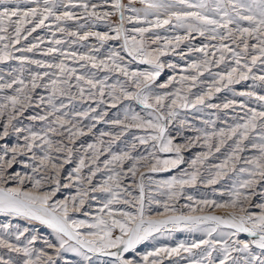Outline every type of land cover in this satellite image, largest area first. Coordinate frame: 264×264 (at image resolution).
Masks as SVG:
<instances>
[{"label": "rangeland", "instance_id": "obj_1", "mask_svg": "<svg viewBox=\"0 0 264 264\" xmlns=\"http://www.w3.org/2000/svg\"><path fill=\"white\" fill-rule=\"evenodd\" d=\"M120 2L125 6L122 9L124 13L122 27L127 30V34H134L130 31L134 27H148L147 24L129 20V17L134 15L129 10L130 7L144 8L141 0H131V2L130 0H120ZM191 2L197 3L199 0H191ZM206 2L209 3L210 7L215 6L214 0H206ZM64 3L68 4L69 0H64ZM82 3L89 5L87 11L79 6ZM114 3L115 0H71V4L76 5L75 7L57 10L58 12L69 10L75 14L76 18L61 22L59 25L68 31L60 32L57 24L50 18L45 21L46 27L37 28L31 35H28L27 32L22 33L20 43L10 49L13 57L25 56L28 58L27 60L21 62L19 59L14 58L0 61V84L22 80L24 85H27L25 91L30 95L28 106L21 109L20 105H17L15 113L9 106L0 115V137H2L0 138V168L5 172V176H15L19 173L25 179L24 187L29 190L31 189V181L27 177L31 176L37 179L44 177L42 191L49 192L57 187L56 181L59 180V190L52 196L50 203L70 200L74 196L79 199L81 194L86 193L83 196L85 203L81 210L70 212V216L73 219L85 220L89 223L93 222L96 215L101 214L99 210L103 207L104 202L110 198L108 193L99 191L100 185L107 180L109 175H114L116 172L120 173V188L114 189L119 194L118 199L121 201L129 200L131 203L128 205L122 202L113 204L112 208L136 213L139 208V185L143 183L144 216L146 220H160L171 215L181 214L216 215L224 218H228L229 214H235L237 217L245 213L259 214L261 209L257 205L264 203V179H261L258 175L255 177L256 182L251 188L240 189L241 192L247 195V200L242 196L240 203L235 208L231 206L202 205L197 204V201L214 200L217 203L229 201L232 199L230 193L238 186V182L249 179L248 174L241 173L240 169L250 168L251 166L246 164L245 161L259 155L258 147L254 148L253 144L259 145L262 142L258 135L261 129L258 127L255 131H250L248 139L240 141V149L242 150L236 149L239 136H232L230 130L237 124H243L246 121L249 109L264 111V101L257 99L259 96H264V81L259 79V77L264 76V63L261 62L264 58L259 59L253 66L251 56L259 55L258 52H253L250 47L248 53L245 54L242 43H239V41L233 43L232 39L224 40L223 43L241 53V64L247 63L251 67L250 72L246 68L242 69L247 73L248 79L222 87L219 92H216L213 88L212 95L210 97L205 96L204 105L197 104L193 107L191 102L195 100L196 95L206 93L209 86L212 85L213 76L210 73H222L229 67L236 66L232 53L225 52V62L219 66L209 65V71H204L203 75L199 76L195 86L191 87L189 91L191 82H185L182 85L179 83L180 78L185 75L196 74L190 68V65L194 61L203 59L201 52L190 51V49L200 48L207 44L210 46L208 51L211 54L215 51L211 45L218 46L221 43L219 37L213 40L210 38L212 35L210 33L201 36L193 32L189 39L180 43L179 47L169 46L165 48V37L173 39L176 35L183 36L186 34L185 30L168 25L163 28L152 29L146 33V46L150 49L159 48L165 52L164 55L160 56V63L163 64V68L160 75L151 83L148 92L152 97H155L165 93L175 94L176 90L180 89L181 96L187 95L189 101V107L187 108L179 107L180 102L178 101V105L173 107L176 115L165 121L167 125L165 135L172 140L173 147H180V152H161L159 151L158 142L147 139L150 134H154L150 130L125 127V125L131 123L130 120H125L126 114L130 116L133 113H138L144 119H151L149 112L153 111L145 108L136 99H125L120 94V84H123L129 92L135 93L138 91L128 77L122 75L119 71H110L103 67L93 68L91 62L80 59V56L95 57L97 63L103 60L111 65L108 56L111 51H117L123 57L120 63L126 66L130 72L153 70L152 65L142 64L139 60H132L128 56L127 52L123 50L122 37L104 42H101L96 36H88L86 40L79 38L87 32L107 33L109 36H115L116 33L113 29L120 27L121 24L120 12L113 7ZM233 3H235V0H233ZM92 5L96 7L93 8ZM3 6L5 5H0V8ZM6 6H19L21 9H25L34 5L25 3V0H17L15 4ZM223 7L234 15L233 5L229 4L228 0H223ZM93 11L101 18L97 19L95 16H90L89 13ZM105 13H111V15L105 16ZM208 14L219 19L223 13L216 15L209 12ZM161 18H164L163 13ZM149 19L154 20V17L150 16ZM240 24L243 27L248 26L246 21H241ZM80 25H83V27H80ZM27 27L31 28L32 25ZM229 27L235 29L236 25L232 24ZM219 31L223 33L225 30L220 29ZM69 32H78V35L71 36L68 34ZM157 34L161 39L157 43H153L152 41ZM234 35L236 34L234 33ZM24 36L27 38L24 39ZM57 40L61 43L56 44L55 41ZM248 43L252 45L257 41L254 38H248ZM174 44L175 40L173 39ZM32 45H36L32 52L16 51V49H24ZM50 48H56L59 51L49 53ZM219 55L220 53L216 52V55L214 57L210 56V58L217 60ZM32 61H41L44 64L53 65L63 61L69 69H75V76L95 72V78L104 81V95L101 97L97 89H90L88 85L81 81V86L85 89L84 95L81 96L79 88L76 86L77 81L73 76L69 81L71 84L70 89L67 85H59L66 90L65 95L58 94L54 100V103L60 108L59 112H56L54 116L48 115L52 111L51 106L47 103L48 97L51 95V80H63L65 77L60 76L59 70L55 67L40 66ZM45 72L48 73L47 76L43 75ZM37 73L42 77L36 81L40 86L32 89V78ZM105 76H107L106 80H104ZM170 79H172L171 83H169ZM24 85L14 83L11 88H0V104L5 103L4 97L17 95L16 89L22 88ZM112 85H116L114 95L120 96L119 100H114L112 96L108 95L109 91L112 90L110 87ZM161 85L167 86L161 87ZM89 92L93 95L89 96ZM241 93H254V95H241ZM41 98H43V103H41ZM172 98H175L174 95L166 98L165 105L171 104ZM231 101L235 103H231L229 107L224 106ZM149 103L155 105V100L150 99ZM61 105H64V107H60ZM208 105H214V107H208ZM160 111L167 116L169 109L164 107ZM65 113L67 115H64ZM77 113H87V116L77 115ZM10 115H14L11 122H9ZM46 115L48 116L47 120L31 119L33 116ZM55 116H60L66 122L70 121V123H66L64 128H61L59 124H51L50 122L55 119ZM93 117H97V119H93ZM117 120L123 121V123H114ZM5 125L8 126L6 136L3 135ZM73 125H76V127L73 128ZM50 127L55 128L56 131H49ZM76 128L81 129L84 134L69 139L70 132L68 129L75 132ZM17 129L20 131H17ZM221 130L224 132L222 136L220 135ZM32 133L38 134L35 140L32 139ZM101 133H108V135L102 136ZM141 138H145L147 142L141 143ZM45 141H51V147ZM29 144L32 145L31 149L28 148ZM89 144H96L100 149L101 154L98 159L93 157L94 149L88 148ZM217 147H219V151L216 150ZM13 148L17 150L15 153L12 151ZM57 149L62 150L58 151ZM69 149H71V153H69ZM234 150H236L239 159L234 157L229 160L228 157L233 154ZM125 152L137 159L140 157L146 158L139 160L135 176L128 172V168L134 162L133 160L125 161L123 169L114 164L109 165L107 168L104 165V161L110 159L112 153L121 154ZM46 155L50 159L45 160L44 165H42L41 160ZM13 157L15 158L13 159ZM197 157H200V160L193 165L192 162L197 160ZM81 158L85 161V167L77 172L76 169L79 167ZM178 158H180V163L175 167L163 169L162 166H158L162 170L155 172L150 170L156 159L175 160ZM226 160L227 166L219 169L217 166L224 164ZM9 162H11L10 166ZM53 164L56 165L55 168L52 167ZM34 168L37 170L33 171ZM194 171L198 172L197 182L194 185H185L182 189H176L180 194L174 200H169L168 189L164 182L171 180L173 177L187 179ZM217 171L222 173L217 177L218 182L208 184L207 180L215 175ZM93 172H95V175H92ZM89 179L91 183H89ZM6 186L15 187L17 182L9 181ZM93 189H96V191H93ZM188 197H192V199L189 200ZM164 203H168L170 207H173L175 212H165ZM189 205L198 210L193 212ZM241 207L244 209L243 212ZM85 212L88 215H85ZM4 225H8V228L5 229ZM81 231H85V229H81ZM221 231L230 232L232 230L222 226L209 238L201 231H189L184 229L183 226L180 229H175L172 225H168L166 228L154 232L147 240L136 245L132 251L124 253L122 248L120 250L111 249V251H120L123 259H133L137 264H141V258L157 248L176 247L180 243L190 246L202 239L222 240L224 238L219 235ZM20 233H23V235L17 240L16 236ZM119 234V230H115L114 235ZM33 236L36 237L34 241H32ZM0 239L7 240L9 244L20 249L30 248L33 252L31 257L33 260H35L36 255L43 251L52 256L56 264H85L82 258L74 252L61 250L57 254L56 249L59 247V242L56 234L39 222L24 217L0 213ZM257 239L258 236L239 233L228 240V243L232 245L234 240L249 243L252 255L264 259V250L252 243ZM30 241L32 242L30 243ZM48 243L53 244L55 247L49 248ZM221 247V244L216 245L217 249ZM205 248L206 246H202L199 249H193L191 253L181 251L180 255L167 256L161 254L156 259L161 261L162 264H197V262L199 264H209V261H211V264H219V260L222 258L221 252L213 251L212 256L207 257L204 255ZM88 255L91 256V261L88 264H119L116 257L110 255L92 253ZM231 256L238 261V264H244L245 259H250L248 253L237 251H232ZM26 259H29V257H25L23 251L17 252L8 247L0 246V261H8L10 264H24ZM150 259L152 258L150 257ZM229 264H231V261H229Z\"/></svg>", "mask_w": 264, "mask_h": 264}, {"label": "snow or ice", "instance_id": "obj_2", "mask_svg": "<svg viewBox=\"0 0 264 264\" xmlns=\"http://www.w3.org/2000/svg\"><path fill=\"white\" fill-rule=\"evenodd\" d=\"M17 0H0V5H5L0 8V61H7L9 59H19L21 62L27 60L25 56L13 57L10 49L14 48L16 44H19L22 39V33L27 32L28 35H31L32 32L36 31L37 28L46 27L45 21H48L50 18L54 23L57 24L58 30L60 32L68 31L64 27H60V23L68 20H72L75 17V14L72 11L65 10L63 12H58L60 8L68 9L69 7H75L76 5L71 4L69 0L68 4L64 3V0H25V3L34 5L33 7H27L21 9L19 6L8 7V4H15ZM131 2V0H130ZM141 3L144 4L143 9H138L135 7H130L129 10L134 13L132 17H129L130 21H135L136 23L147 24L148 27H134L130 31L134 33L132 35L127 34V30L123 29L122 25L124 23V13L122 9L125 7L122 5L120 0H115L113 7L120 12V27L113 29L115 31V36H109L107 33L99 32H87L84 35L80 36L81 40H86L88 36H96L101 42L107 41L109 39H120L123 38V50L127 52L128 56L132 60H139L142 64H148L153 66L152 71H133L130 72L129 69L122 65L120 61L123 60V57L120 56V53L117 51H111L108 60L111 61L109 65L106 61L96 62L95 57H86L80 56L81 60H88L91 62L93 68L103 67L110 71H119L122 75L128 77L132 84L138 89L137 92H129L123 84H120V94L125 99H136L139 103L144 105L147 109H152L153 111L149 112L151 119H144L138 113H133L130 116L125 115V120H130L131 123L125 125V127H136L141 129L150 130L151 133L147 139L158 142L159 151L161 152H180V147H173V142L165 134L167 132V125L165 123L169 117H174L176 112L173 110L174 106L178 105L179 107L187 108L189 107L188 96H181L180 89H177L175 94L165 93L164 95H156L152 97L148 90L152 82L160 75V71L163 68V64L160 63V56L164 55L165 52L159 48L150 49L146 46L145 34L150 32L152 29L163 28L168 25H172L176 28L184 29L186 34L176 35L173 39L175 44L173 45V39L167 37L164 38V47L168 48L169 46L179 47L180 43L191 37L193 32L198 33L201 36H204L205 33L212 34L211 39H217L219 37L221 43L217 45H211L215 49L211 54L209 53V45L205 44L200 48H191L190 51H198L203 54V59L199 61H194L190 68L195 71L196 74L185 75L180 78L179 83L184 84L185 82H191L189 84V91L191 87H194L199 76L203 75L204 71H209V65L215 64L219 66L221 63L225 62V52H231L233 58L235 59V67H229L226 71L222 73H210L213 76L212 85L209 86L208 91L204 94L196 95L195 100L191 102V106L195 105H204L205 96L210 97L212 95L213 88L216 92L221 91L222 87H227L233 83H239L241 80L248 79V75L242 69L246 68L249 72L251 67L245 63L241 64V53L237 52L235 49L229 47L228 44L223 43L224 40L232 39L233 43L243 44L244 53H248L249 48L251 47L253 52H258L259 55L251 56V64L254 66L257 61L261 58H264V0H228L229 4L233 5L232 11L234 15L231 14L228 10L223 7V0H214V7H210L209 3L206 0H199L197 3L191 2V0H141ZM85 11L89 8L87 3H82L79 5ZM95 8V5H92ZM194 9V10H193ZM212 12L216 15H220V18L217 19L213 15L208 13ZM142 13V15H141ZM163 13L164 18H161ZM247 13V14H243ZM90 16H95L97 19L101 17L97 16L95 11L89 13ZM105 16L111 15V13H105ZM153 16L154 20H150L149 17ZM246 21L247 27L241 26L240 22ZM175 22V23H173ZM235 24L236 28H230L229 25ZM28 25H32L31 28H28ZM83 27V25H80ZM224 29L225 31L221 33L219 30ZM234 33L236 35H234ZM71 36H77L78 32H69ZM24 39L27 37L24 36ZM248 38H254L257 43L249 45ZM161 37L157 34L153 43L160 41ZM56 44H60L61 41H55ZM239 46V44H238ZM36 45L24 49H16V51H25L32 52ZM49 53H54L59 51L56 48H50ZM216 52H219V59L213 60L210 58L216 55ZM75 55V53H73ZM40 66L45 67H55L59 70V75L65 77L63 80L53 79L51 80V95L48 97L47 103L51 106L52 111L48 115H55L56 112H59L60 108L54 103L56 96L59 94L61 96L66 94V90L59 85H67L70 89L71 84L69 81L75 76V69H69L63 61L59 64H44L41 61H32ZM264 63V60H261ZM83 66V65H82ZM47 76L48 73L43 74ZM96 73L92 72L87 75L75 76L77 81V87L79 88L81 96L84 95L85 89L81 86V81L84 84L88 85L90 89H97L100 96L104 95V81L97 80ZM39 73L35 74L32 78V89L39 87L36 83L37 80L41 79ZM107 79V76L104 77V80ZM260 80L264 81V76L259 77ZM172 82L170 79L169 83ZM19 83L24 85L22 80H13L9 84H0V88H11L12 84ZM119 84V81L117 82ZM99 86V87H98ZM167 85H161V87H166ZM47 87V86H45ZM111 91L108 95L112 96L114 100H119L120 96L114 95L116 90V85H112ZM27 85H24L22 88L16 89L17 95L6 96L4 97L5 103L0 104V115L3 114V110L7 109L9 106L13 110V113L17 111V105H20V108L28 106L30 102V95L25 91ZM93 95L89 92V96ZM170 95H174L175 98L171 99V104L165 105L164 101ZM241 95L252 96L254 93H241ZM23 97V98H21ZM150 99L155 100V105L149 103ZM257 99L264 101V96H259ZM43 98H41V103H43ZM231 103L225 104V107H229ZM115 106V105H113ZM60 107H64L61 105ZM167 107L169 109L167 116H165L160 109ZM208 107H214V105H208ZM155 113V114H154ZM64 115H67L66 113ZM77 115L87 116V113H77ZM11 119H14V115H10L9 122ZM31 119H41L47 120L48 116H33ZM97 119V117H93ZM51 124H59L61 128L65 127L66 123L70 121H65L60 116H55ZM114 123L122 124L123 121L117 120ZM73 128L76 125L72 126ZM260 128L261 131L258 133L260 140L262 141L259 145L253 144L254 148L259 149V155L253 156L252 159L245 161L246 164H249L250 168H241V173H247L249 179L238 182V186L230 193L232 199L224 203H217L212 200H201L197 201V204L202 205H215L216 207H233L235 208L238 203L241 201V197L247 200V195L240 191V189H248L253 186L256 182L255 177L258 175L261 179H264V111H256L255 109H249V114L247 119L243 124H237L232 128L231 135L239 136V140L236 144L237 150L240 149V141L248 139L249 132L255 131L257 128ZM17 131H20L17 129ZM49 131H56L55 128L50 127ZM70 132L69 139H72L75 136L83 135L81 129L76 128L75 132H72L71 129H68ZM8 134V126H4L3 135ZM101 135H108V133H101ZM220 135H224L223 130H221ZM37 133H32V139L37 138ZM2 138V137H0ZM27 139V138H26ZM49 147H51V141H45ZM141 143H146L145 138H141ZM223 143V141H221ZM32 145L29 144L28 148L31 149ZM88 148L94 149L93 157L98 159L100 149L96 144H89ZM61 151L62 149H57ZM107 151V149H105ZM219 151V147L216 149ZM15 153L17 150L12 149ZM71 153V149H69ZM239 159V156L236 155V150L233 151V154L228 157L229 160ZM15 157H13L14 159ZM50 159L47 155L44 159L41 160V164L44 165V161ZM146 159L145 157L134 158L128 153L121 154H111L110 159L104 161V165L107 168L109 165H116L123 169L124 162L127 160H133L131 167L128 168L133 176L137 172V164L139 160ZM200 160V157H197V160H194L192 163L195 165ZM180 163V158L175 160H159L156 159L155 163L151 165L150 170L155 172L162 170L158 166H162L163 169H168L169 167H175ZM11 162H9L10 166ZM227 166V160L224 164L217 166L219 169H223ZM53 168L56 167L55 164L52 165ZM85 167V161L81 158L79 162V167L76 169L77 172L81 168ZM37 169H33L36 171ZM221 171H217L215 175L211 176L208 180V184L217 183V177L221 175ZM95 175V172L92 173ZM120 173L116 172L114 175H109L107 180L104 181L99 187V191L103 193H108L110 198L104 202L103 207L99 210L101 214L96 215L93 219V222L89 223L85 220H76L70 216V212H79L83 207L85 201L83 196L86 193L81 194L80 198L71 197L70 200H62L57 202H51L52 196L56 194V191L59 190V180L56 181L57 187L49 191H42L43 184L42 181L44 177L39 179L35 177H27L31 181V189H26L24 187L25 179L17 173L15 176H5V172L0 168V213H4L11 216L24 217L33 221L39 222L41 225L46 226L51 229L52 232L56 234V238L59 242V247L56 249L57 254L61 250L74 252L79 255L85 264L91 261L92 254H103L116 257L119 264H137L133 259H123L120 255V251L113 252L111 249L122 248V252L127 253L135 249L136 245L147 240L154 232L160 231L162 228H166L168 225H172L175 229H180L183 226L184 229L189 231H201L207 237L211 238L214 232H217V229H220L222 226L228 229H231L230 232L221 231L219 235L224 238L222 240H213V239H202L198 243L194 242L190 246H186L184 243L178 244L176 247H161L157 248L155 251L148 252L141 258V264H162L159 261L158 257L161 254L167 256L180 255L181 251L191 253L193 249H199L202 246H206L205 253L207 257L212 256L213 251H219L222 254V258L219 260V264H238V261L231 256L232 251L248 253L250 259H245L244 264H264V259H261L258 256L252 255L250 250L249 243L241 242L239 240L232 241V245H229L228 240L232 237L237 236L239 233H248L251 236H258V239L253 241L258 248L264 250V203L257 205L261 209L259 214L255 213H245L237 217L235 214H229L228 218H224L216 215H171L165 219L153 220L145 219L144 216V203H143V183L139 185L140 188V197H139V208L136 213L131 211H125L122 209H113V204L123 203L128 205L131 203L129 200L121 201L118 199V192L114 189L120 188L119 183ZM198 180V172H192L187 179L180 178L177 179L173 177L169 181H165L164 185L168 189V198L169 200H174L180 193L176 190L178 188L182 189L185 185H194ZM9 181H16L17 186L9 187L6 186ZM89 183L91 180L89 179ZM96 191V189H93ZM189 200L192 197H188ZM159 203V201H157ZM193 212L198 209L189 205ZM165 212H175L173 207H170L168 203L163 204ZM241 211L244 209L241 207ZM88 215L87 212L84 213ZM210 225V226H204ZM250 225V226H249ZM204 226V227H202ZM5 229L8 228V225H4ZM85 229V231H81ZM119 230V235H114L115 230ZM23 233H20L16 236V239L19 240L20 236ZM36 239L35 236L32 237V241ZM30 241V243L32 242ZM221 244L222 247L217 249L216 245ZM234 245V247H233ZM0 246L8 247L14 251L20 252L23 251L25 257H29L24 261V264H56L52 256L48 255L46 252L41 251L36 255L35 260L31 259L33 252L30 248L25 247L23 249L17 248L12 244H9L7 240L0 239ZM49 248L55 247L53 244L48 243ZM150 257L152 259H150ZM45 258V259H42ZM0 264H10L8 261H0ZM199 264V262H197ZM211 264V261H209Z\"/></svg>", "mask_w": 264, "mask_h": 264}]
</instances>
